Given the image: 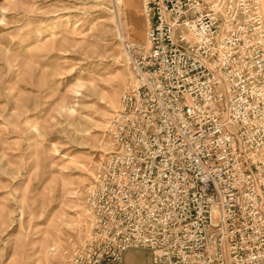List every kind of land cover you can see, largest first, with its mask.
I'll use <instances>...</instances> for the list:
<instances>
[{
  "label": "built area",
  "instance_id": "built-area-1",
  "mask_svg": "<svg viewBox=\"0 0 264 264\" xmlns=\"http://www.w3.org/2000/svg\"><path fill=\"white\" fill-rule=\"evenodd\" d=\"M133 82L84 189L64 264H264L261 0H142Z\"/></svg>",
  "mask_w": 264,
  "mask_h": 264
},
{
  "label": "rangeland",
  "instance_id": "rangeland-1",
  "mask_svg": "<svg viewBox=\"0 0 264 264\" xmlns=\"http://www.w3.org/2000/svg\"><path fill=\"white\" fill-rule=\"evenodd\" d=\"M142 6L0 0V264H64L83 233L84 189L134 80L124 42L145 41ZM127 252L121 264H153Z\"/></svg>",
  "mask_w": 264,
  "mask_h": 264
},
{
  "label": "crops",
  "instance_id": "crops-1",
  "mask_svg": "<svg viewBox=\"0 0 264 264\" xmlns=\"http://www.w3.org/2000/svg\"><path fill=\"white\" fill-rule=\"evenodd\" d=\"M129 256H130V253H128V252L125 253V255H124V259H123L124 262H126V260L129 258Z\"/></svg>",
  "mask_w": 264,
  "mask_h": 264
}]
</instances>
